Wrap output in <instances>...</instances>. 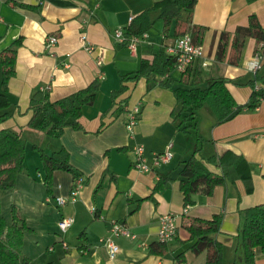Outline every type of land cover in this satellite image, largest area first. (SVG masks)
<instances>
[{
	"label": "crops",
	"instance_id": "crops-1",
	"mask_svg": "<svg viewBox=\"0 0 264 264\" xmlns=\"http://www.w3.org/2000/svg\"><path fill=\"white\" fill-rule=\"evenodd\" d=\"M155 1L158 0H0V53L22 37V44L17 48L16 74L9 81L12 105L0 110V114L8 111L11 115L0 121V128L10 127L24 133L27 147L29 142L46 152L65 147L72 164L86 178L77 201L69 202L75 207L73 214L70 213L74 217L72 226L76 223L79 233L85 230L87 236V241H79L77 250L62 244V251L69 258L76 256L71 264H174L180 253L188 264H206V252L195 253L191 249L195 239L191 240L189 232L181 226L164 255L149 253V244L158 241L160 216L165 213L175 214L178 225L184 216L212 218L215 213H221V229L214 238L224 244V264H236V260L243 264L242 252L238 255L240 243L237 242L234 250L232 242L233 236L239 237L243 224L242 209L264 202V100L256 109H243L221 122L209 105H203L198 121L203 142L197 140L195 131H183L172 122V111L178 107L176 96L170 88L155 81L128 82V90L118 97L119 101L128 97L126 107L117 109L112 104L111 93L119 87L122 75L136 70L141 58L153 57L162 43L166 47L169 37L175 38L171 34L164 35L162 28L160 33L150 29L134 48L116 39V28L126 27L131 17L151 7ZM250 14H256L264 26V0H198L193 13V22L207 27L202 44L209 62L203 65L205 81L231 78L228 86L238 103L250 99L252 86L247 82L254 78L255 72L247 68L246 61L252 58L259 44L254 38L250 39L238 65L225 62V58L217 60L214 47L222 31L233 33L238 25L247 23ZM82 32L93 51L85 48ZM49 34L59 38L51 50L45 46ZM179 73L176 71L175 75ZM259 73L264 74V53ZM1 79L0 68V92L3 90ZM94 79L100 80V90L95 102L84 106L83 129L68 127L61 137L49 138L43 131L28 125L31 116L28 107L34 91L50 85L51 98L58 99ZM139 101L142 111L130 130L126 125L127 109ZM169 142L173 143L174 155L168 162L154 166V154L163 152ZM140 144L145 149V161L153 165L151 170L134 167L133 148ZM121 146H126L127 150H119ZM197 146L200 149L196 156L213 170L219 168L207 161L209 156L219 155L229 148L241 153L251 166L254 190L247 192L240 180L228 181L217 185L211 195L195 193V203L188 205L184 213V195L179 189L181 178L187 177L183 161ZM106 168L116 173V179H111L108 173L99 187ZM162 177L168 178L165 188L154 192ZM42 181L44 185V175ZM70 187V176L57 172L54 194L66 195ZM151 194L153 197L145 198ZM140 198L145 199L139 202ZM17 204L21 206L19 200ZM34 204L29 207H40ZM92 207H95L94 213ZM114 220L128 226L135 237L112 234ZM106 236L120 248L114 257L102 240ZM84 243L90 249L82 252L79 246ZM48 251L52 252L42 254V250H38L43 257L58 254L54 245ZM36 261L34 259L32 264ZM256 264H264V252H257Z\"/></svg>",
	"mask_w": 264,
	"mask_h": 264
},
{
	"label": "trees",
	"instance_id": "trees-1",
	"mask_svg": "<svg viewBox=\"0 0 264 264\" xmlns=\"http://www.w3.org/2000/svg\"><path fill=\"white\" fill-rule=\"evenodd\" d=\"M197 1H155L154 5L133 17L130 23L123 27L126 38L119 42L129 45L131 36L148 32L161 19L164 35L171 34L176 38L189 33L195 43L203 44L207 27L193 22ZM20 5L26 6L25 4ZM248 38H254L259 45L262 44L261 49L264 50V26L256 14H250L247 23L238 25L233 33L225 30L221 32L214 47L216 59L223 60L229 49L228 61L235 65L240 64ZM21 44L22 37L14 40L0 53L1 84L3 86L0 92V110H7L12 105L9 96V81L16 74L17 48ZM256 51H260L259 46ZM177 63V55L168 52L162 43L153 57L141 58L136 70L122 75L119 87L111 93L113 106L116 105L117 109L126 107L128 97L120 100L122 103L118 97L128 90V82H138L141 79L148 82L155 81L163 87L170 88L176 96L178 107L172 111V122L183 131H195L197 140L203 142L204 139L199 133L198 125L199 110L203 105H209L217 121L221 122L243 109L254 110L262 102L264 74L259 73L261 68L255 72L254 78L247 82L252 86L250 99L245 103H238L228 86V83L232 81L231 78H212L210 83L202 85L205 78L201 58L193 60L183 70L178 69ZM176 71L180 72L179 76L175 75ZM259 83L262 86L256 89ZM99 90L100 80L98 79L58 99H52L49 90L40 88L34 91L30 98L28 110L31 116L28 125L53 138L61 137L68 127L76 130L83 129L81 117L84 106L95 102ZM10 115L8 111L1 113L0 121H4ZM27 142L24 133L17 132L10 127L0 128V264H30L31 262V257L23 254V249L25 233L34 229L16 204L11 206V221L7 220L2 211L1 195L3 191H10L17 186L19 177L25 170ZM32 147L40 152L44 185L55 201L57 194H54L53 186L57 172H65L70 176V189L75 186L80 177L84 178L85 184L86 178L72 164L70 152L65 147L51 153L35 143ZM118 149L127 150L126 146ZM199 149L197 146L194 153L183 161V170L187 177L181 178L179 189L184 195L185 205L195 203V193L202 192L211 195L217 185L228 181L240 180L245 184L247 192L254 190L251 166L241 153L229 148L219 155L209 156L207 161L219 168V170H213L196 156V151ZM108 173L111 174V179H116V173L106 168L102 172L99 187L102 186V180ZM167 180V177H162L156 183L154 192L163 190ZM152 195L145 198L153 197ZM145 198H140L138 201ZM241 214L243 224L239 235L243 264H256L257 252H264V202L245 207ZM222 219L221 213H215L212 218L184 216L178 225L189 232L191 240L195 239L191 245L195 253L206 252V264H224V244L214 238V235L221 229ZM78 238L81 241H87L85 230L79 234ZM86 245L88 244H81L80 250L89 246ZM168 248V243L153 241L149 244V253L164 255ZM48 249H52V246ZM182 255L183 253H180L175 257L176 262H185Z\"/></svg>",
	"mask_w": 264,
	"mask_h": 264
},
{
	"label": "rangeland",
	"instance_id": "rangeland-1",
	"mask_svg": "<svg viewBox=\"0 0 264 264\" xmlns=\"http://www.w3.org/2000/svg\"><path fill=\"white\" fill-rule=\"evenodd\" d=\"M152 29L154 33H160L162 30V20L159 19ZM250 39L252 38H248L246 45ZM228 57L229 49L225 56V62L228 61ZM206 84L207 82L205 81L202 85ZM49 138L53 137L49 136ZM25 168L19 177L18 186L10 191H3L1 194L3 214L8 221H11V206L16 204L20 212L26 217L30 226L34 229L33 231H27L25 233V245L23 249V254L29 255L33 259L30 264L34 263V259H37L36 264H50V262L55 264H71L76 256L69 258L62 251V244L63 241H66L69 244L70 250H77V245L80 241L78 238L80 230L78 231L77 224L75 223L67 232H64L59 227V221L63 216H69L71 212L73 214L75 210L74 204L68 202L69 204L66 203L64 206H59L48 194L45 185L41 183L43 182L44 171L40 159V152L32 148L30 142L27 147ZM18 200L21 206L17 204ZM34 203H37L40 207L30 208L29 206H34ZM233 240L232 244L235 250L237 242L239 241L240 243L241 241L240 235L239 237L233 236ZM52 245L57 248L58 254L54 252L51 255H46V257L41 256L44 253L50 254L52 251H48V247ZM39 249L42 250V254H39ZM238 255H241L240 246ZM80 256L82 257V255ZM236 264H240V260H236Z\"/></svg>",
	"mask_w": 264,
	"mask_h": 264
},
{
	"label": "built area",
	"instance_id": "built-area-1",
	"mask_svg": "<svg viewBox=\"0 0 264 264\" xmlns=\"http://www.w3.org/2000/svg\"><path fill=\"white\" fill-rule=\"evenodd\" d=\"M132 17L130 18L131 21ZM114 35L116 39L119 41H122L126 38L124 34V28H116L114 31ZM147 32H145L142 35L138 36H131L129 45L134 48L135 43L140 40L142 37H146ZM59 38L56 34H49L46 37L45 46L47 49L51 50L58 42ZM81 40L84 42L85 48L88 51H93V46L90 43L85 42L87 40L86 34L82 32L81 34ZM261 45H259L260 51H256L252 58L248 59L246 61V66L249 68V70L256 72L259 70L263 65V53L264 50L261 49ZM166 49L168 52L173 53L177 55V67L180 70H183L187 67V65L192 62L195 59L201 58L203 65H208V60L205 59L204 55V47L202 44L195 43L192 36L187 33L180 37H169L168 41L166 43ZM101 63V60L98 61ZM262 86V84H257L256 89H259ZM50 88V85L43 86L41 89L48 90ZM264 100V97L262 98V101ZM142 111V102L139 101L132 106L128 108L127 112V127L132 130L136 123L139 120L140 114ZM144 146L143 145H135L133 148V155H134V167L143 170L148 171L151 170L153 165L157 166L164 162H168L172 156L174 155L173 152V143L169 142L167 145V149L163 152L155 153L153 157V165L147 163L144 158ZM84 185V178L80 177L73 188L70 189L68 194L62 195L59 194L56 196V202L59 206H63L68 202H76L78 198V194L80 192V189ZM188 205L186 204L184 207L183 212L186 213L188 210ZM92 212H95V207L91 208ZM74 223V217L73 216H63L59 221V227L62 231L66 232ZM111 232L112 234H122L127 237H135V234L129 229L128 226H126L123 222H120L118 220H114L111 224ZM178 232V222H177V216L175 214L171 213H165L160 216V224H159V232H158V241L169 243L176 237ZM106 241V244L108 246L110 256L114 257L116 256L120 248L119 246L110 238L106 237L103 239ZM63 245L65 248L68 247V243L66 241L63 242ZM90 247H86L82 250L88 251ZM175 264H188L186 262H176Z\"/></svg>",
	"mask_w": 264,
	"mask_h": 264
}]
</instances>
